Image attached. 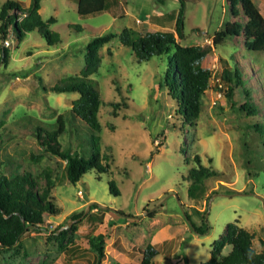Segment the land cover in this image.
<instances>
[{
	"label": "rangeland",
	"instance_id": "374dc122",
	"mask_svg": "<svg viewBox=\"0 0 264 264\" xmlns=\"http://www.w3.org/2000/svg\"><path fill=\"white\" fill-rule=\"evenodd\" d=\"M16 1L27 7L31 0ZM162 1L118 0L116 7L82 17L75 0H41L39 13L53 20L49 30L59 43L48 45L37 30L20 42L8 31L9 45L0 38V55L3 45L9 53L0 61V175L29 172L57 209L45 216L43 229L26 232L13 248L0 247V264H91L89 239L97 234L106 236L101 264H136L148 243L156 250V264H205L210 245L230 223L252 234V248L264 253V52L246 50L241 36L213 44L226 22L245 21L241 13L230 15L227 0H184L183 38L175 34L176 41L203 47L201 66L211 71L198 117L189 122L163 85L173 63L167 56L138 62L117 38L123 27L140 35L174 32L181 1ZM252 1L264 18V0ZM105 32L116 36L98 50L100 64L90 78L102 100L100 149L109 168L88 171L72 184L65 161L40 146L36 128L51 132L60 120L61 149L90 156L93 131L71 112L78 93L49 88L79 75L89 40ZM235 65L256 110L251 114L239 109L244 102L239 89L228 98L218 87L223 68ZM195 155L217 173L196 203L187 196L185 179L196 167ZM109 181L118 195L109 191ZM184 212L196 226L204 214L208 231L196 233ZM77 213L82 214L73 219ZM62 229L66 236L59 240Z\"/></svg>",
	"mask_w": 264,
	"mask_h": 264
},
{
	"label": "trees",
	"instance_id": "16d2710c",
	"mask_svg": "<svg viewBox=\"0 0 264 264\" xmlns=\"http://www.w3.org/2000/svg\"><path fill=\"white\" fill-rule=\"evenodd\" d=\"M77 13L89 16L101 13L116 7L118 0H75ZM163 2L162 0H156ZM175 19L173 31H155L138 34L131 27H123L117 38L120 43L131 49L138 62L147 61L151 57L167 56L169 64L173 63L172 72L166 69L164 73V86L171 97L176 101L178 112L187 121L197 119L202 105V96L209 87L211 71L201 66L205 57V50L200 45H181L176 41L175 34L182 39L184 0ZM41 0H31L27 7L22 6L16 0H6L0 6V38L5 39L8 31L15 34L18 42L22 41L27 33L37 30L48 45L60 42L59 35L49 30V24L53 20H44L40 13ZM230 15L238 16L240 13L245 21L237 20L226 22L222 30L215 32L212 42L215 46L231 37L243 38V46L246 50L264 52V18L258 11L252 0H227ZM115 33L105 32L92 37L86 46L85 68L79 75L68 76L59 83L50 87L55 93H78V97L72 101L71 112L79 118L92 131V146L89 157L82 152L71 149H61L58 141L64 132L63 124L58 120V128L51 132L36 128V139L44 150L56 155L65 161L67 180L76 184L88 171L97 173L107 172L109 164H103L101 153V125L99 122V110L102 103L100 93L95 87L91 75L98 71L100 56L98 50L108 44ZM173 51L172 57L169 52ZM9 56L7 48L1 47L0 61L5 63ZM243 73L237 65L223 68L218 87L225 96L231 98L236 89L243 93L244 102L239 109L246 114H251L255 108L249 103V92L244 88ZM45 133L44 135L41 134ZM196 167H191L186 176L187 196L196 203L202 199L206 191V181L215 177L217 173L201 164L198 155L193 157ZM109 191L118 195L117 189L111 181L108 183ZM209 198V197H208ZM147 208H144V211ZM156 211H150L147 216L153 218ZM202 213V212H200ZM205 213V211H204ZM57 214L55 205L49 200L47 191L39 186L38 180L29 172H22L13 177L0 175V247L10 249L20 243L21 237L29 231L43 229L45 216ZM82 213L73 214L76 219ZM185 218L192 224L194 231L200 235L205 234L209 226L204 220V214H200L201 223L196 226L189 215L184 212ZM91 215V214H89ZM103 216H98L101 222ZM130 218H135L131 216ZM133 221V220H132ZM57 229V228H56ZM52 233L55 234L57 230ZM67 229L60 230L56 236L64 240ZM105 234H97L89 239L90 250L94 253L91 264H101L105 258ZM252 234L244 228L230 223L226 226L225 233L210 245V257L205 264H264V253L255 252L252 248ZM141 259L138 264H156L154 257L156 250L148 243L141 251ZM39 264H49L43 261Z\"/></svg>",
	"mask_w": 264,
	"mask_h": 264
},
{
	"label": "built area",
	"instance_id": "2783aa9c",
	"mask_svg": "<svg viewBox=\"0 0 264 264\" xmlns=\"http://www.w3.org/2000/svg\"><path fill=\"white\" fill-rule=\"evenodd\" d=\"M3 42H4V45H9V42H7L6 39Z\"/></svg>",
	"mask_w": 264,
	"mask_h": 264
},
{
	"label": "water",
	"instance_id": "95a60500",
	"mask_svg": "<svg viewBox=\"0 0 264 264\" xmlns=\"http://www.w3.org/2000/svg\"><path fill=\"white\" fill-rule=\"evenodd\" d=\"M200 33H202V32L199 31L198 34H200Z\"/></svg>",
	"mask_w": 264,
	"mask_h": 264
},
{
	"label": "crops",
	"instance_id": "0c3cea01",
	"mask_svg": "<svg viewBox=\"0 0 264 264\" xmlns=\"http://www.w3.org/2000/svg\"><path fill=\"white\" fill-rule=\"evenodd\" d=\"M135 217V216H134ZM140 261V260H139ZM139 262H137L136 264H138Z\"/></svg>",
	"mask_w": 264,
	"mask_h": 264
}]
</instances>
